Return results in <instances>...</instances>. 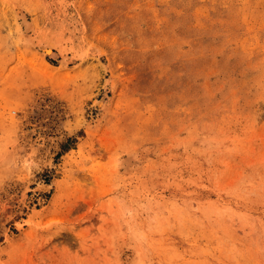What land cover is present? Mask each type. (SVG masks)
Listing matches in <instances>:
<instances>
[{"label": "rangeland", "instance_id": "1", "mask_svg": "<svg viewBox=\"0 0 264 264\" xmlns=\"http://www.w3.org/2000/svg\"><path fill=\"white\" fill-rule=\"evenodd\" d=\"M0 264H264V0H0Z\"/></svg>", "mask_w": 264, "mask_h": 264}, {"label": "bare ground", "instance_id": "2", "mask_svg": "<svg viewBox=\"0 0 264 264\" xmlns=\"http://www.w3.org/2000/svg\"><path fill=\"white\" fill-rule=\"evenodd\" d=\"M21 13V12H20ZM21 16H23V15H21ZM20 17V16H19ZM24 17V16H23ZM23 17H21L22 19L20 20V21H22V24H23V26H25V28H29V25H31V24H29V23H27V21L25 20V19H23ZM26 30V29H25ZM41 47H42V45H41ZM43 51H45L46 53H49V54H51V48L50 47H48V46H44L43 48ZM100 105V104H99ZM49 186V185H48ZM47 185H42L41 186V188L43 189V190H46L47 189V187H48ZM39 188V187H38Z\"/></svg>", "mask_w": 264, "mask_h": 264}]
</instances>
